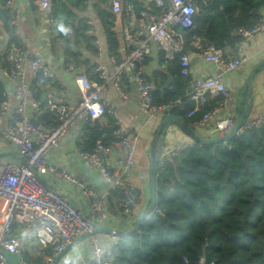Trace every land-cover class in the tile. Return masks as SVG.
<instances>
[{
  "label": "built area",
  "instance_id": "built-area-1",
  "mask_svg": "<svg viewBox=\"0 0 264 264\" xmlns=\"http://www.w3.org/2000/svg\"><path fill=\"white\" fill-rule=\"evenodd\" d=\"M52 0H37L38 10L48 18L47 32L54 33L55 22L51 16ZM159 8V12L141 11L137 14L133 5L123 0H111V11L114 14L124 12L127 24L124 29V42L127 55L121 62L112 59L114 72L108 73L101 64L96 65L95 73L98 81H91L80 74L75 82L80 93V100L72 103L68 90L54 88L51 84L55 74L50 65L41 56L21 41L10 43L3 57L5 58L7 80L14 83L16 106L11 108L5 99L0 102V136L18 148L21 163H7L0 174V264H12L6 253L14 256L26 254L27 248L37 251L39 247L50 249L46 258L47 264H53L56 257L77 238L91 233L89 245L93 250L94 259L89 264H110L112 250L103 249L98 234H92L99 220H106V202L90 188L84 187L83 194L90 198L91 206L88 213L74 207L65 197L49 188L42 180L45 173L57 175L67 182L77 183L66 171L49 164L47 155L58 147L60 141L79 122H100L105 118L117 119V108L101 97L107 84L115 82L121 93L120 79L127 71L138 94L140 111L148 117L173 114L175 111H187V103L193 108L187 113L193 117L201 107L212 98H221L214 110L206 112L197 124L213 121L218 135H229L237 122L229 110L232 92L225 81V75L238 70L248 62L245 48L251 41L264 36V19L253 28L238 30L240 40L223 49L216 48L205 39L197 38L192 43L194 51L184 50L183 33L176 30L182 27L184 32L195 27L194 16L199 12V4L204 0H150ZM9 0L6 4L10 10V28L15 37L21 34V9ZM135 23L138 27L134 30ZM93 32L92 27L88 33ZM151 43L164 53L165 64L176 57L180 60V73L190 78V89L184 99L180 98L163 104L155 103L154 82L148 77L144 68L147 57L151 53ZM99 55L103 54L100 41H96ZM191 54L202 57L205 61L219 66L222 74L212 77L191 78ZM74 70L72 64L65 72ZM29 79L36 81L38 86L47 89L45 100L41 102L36 92L30 88ZM123 95V93H122ZM39 117L45 112L53 114L57 125L35 127L28 112ZM112 132L113 142L119 145L124 159L116 160L113 169L111 163V145L105 144L107 134H103L92 151L78 149V154L85 165L99 170L107 182L110 194L118 198L120 211L133 218L140 204V195L131 180V170L135 165L134 150L139 141L138 133L115 124ZM264 126V116L255 120H247L239 128L236 137L246 135L253 129ZM193 146L192 143L176 148L162 149L158 158V168L163 170L167 159L179 156ZM114 170V171H113ZM5 202V203H4ZM162 215L159 210L151 214ZM114 245L122 239L110 236ZM23 264H27L24 263ZM200 264H206L201 259Z\"/></svg>",
  "mask_w": 264,
  "mask_h": 264
},
{
  "label": "trees",
  "instance_id": "trees-1",
  "mask_svg": "<svg viewBox=\"0 0 264 264\" xmlns=\"http://www.w3.org/2000/svg\"><path fill=\"white\" fill-rule=\"evenodd\" d=\"M8 1L0 0V17L5 20L10 44L17 38L10 28ZM36 1L30 0L32 6ZM89 1H51V16L59 33L56 40H63L66 47V65L78 62L81 54L72 51L80 43L89 45L90 52L96 54L93 37L87 36L88 27L84 20H79V14L88 9ZM110 1L98 0L97 8L109 51L118 55L120 35L113 31L116 15L109 7ZM128 2L133 3L136 13L142 11L140 0ZM263 5L264 0H204L200 3L195 27L186 31L187 41L201 38L218 49L231 46L241 39L239 29L253 28L259 23ZM158 12L155 9L154 13ZM174 61V87L164 89L167 74L159 72L160 80L154 85L156 104L184 99L189 89L190 78L180 73L179 57ZM2 64L7 66L4 57ZM82 64L87 67L86 62ZM87 68V73L92 71ZM90 80L98 81L95 76ZM37 87L34 81L32 89L35 91ZM3 89L0 83V102L5 100ZM220 100L216 98L213 104L207 103L186 124L191 126L200 121ZM186 105L187 111L182 114L175 111L174 115H187L193 103ZM243 113L244 107L239 115ZM108 119L107 127L99 122L84 124L82 142L78 144L81 150L92 151L104 133L107 134L105 144L113 142L115 119ZM56 120L53 114L45 112L39 122L55 126ZM156 181V210L162 215L150 216L137 232L114 245L110 264H200L201 259L206 264H264V126L228 142L203 145L194 141L191 148L167 159L163 170L158 168ZM50 254V249L26 254L24 261L47 264Z\"/></svg>",
  "mask_w": 264,
  "mask_h": 264
},
{
  "label": "crops",
  "instance_id": "crops-1",
  "mask_svg": "<svg viewBox=\"0 0 264 264\" xmlns=\"http://www.w3.org/2000/svg\"><path fill=\"white\" fill-rule=\"evenodd\" d=\"M128 1L129 0H123V7L126 3L133 5V3ZM14 2L16 6L20 7L22 13L21 34L19 37H16L17 40L24 43L38 56H41L45 59L55 74V80L51 85L57 89L65 88L68 90V94L72 99V103L79 101L81 98L75 82V77L77 75L83 74L89 79L95 76L98 79V75L95 73L96 65L101 64L106 68L108 73H113L115 67L112 59L121 62L127 55L123 34L128 19L124 12L122 13L123 15L121 14L123 18V31L121 34H118L120 35L119 54H111L101 18L99 17L98 13V0H90L88 9L85 12L79 14V20H84L88 30L92 27L93 32L89 34L87 30L86 34L87 36L93 37V48H95L96 54L93 55L90 52L89 45L86 43H80L78 48L74 49L72 52L79 51L81 56H79L78 62L72 61V66H74L72 74L66 73L65 70L69 64L66 65L65 62V43L63 40H56V37H58L59 33L55 26L53 34H49L47 32L48 18L42 16L38 10V2L36 1L33 6L30 3V0H14ZM140 2L143 7L142 11L150 10L151 12H155V9L159 10V8L155 6V3L150 0H140ZM109 7H111L110 2ZM259 13L261 18L264 19V5L260 8ZM114 15L117 16V14ZM4 23L5 20L0 17V83L4 88L3 97L9 102L11 108H14L16 106V101L14 98V83L7 80L5 71L6 66L3 67L2 64L3 54L11 39ZM137 27L138 23L136 27H133V29L135 30ZM176 30L179 31V28L176 27ZM181 33H183L185 39L184 50L187 53H192L194 51L192 43H195L196 39L188 42L186 38V31ZM98 40L100 41L103 49L102 55H99L96 46V41ZM150 46L151 53L147 57V60L144 64V68L148 77L154 82L155 85V82H159L160 80V76H158L159 72H164L167 74V79L163 88L172 89L174 87L172 68L175 65V59H172L167 64H165L164 60L162 61V56L164 57V53L157 47V45L151 43ZM245 55L248 57V62L241 66L238 70L226 74L225 81L232 92V102L229 106L231 114L238 118L241 116L239 115V110H242V107H244L243 115L248 109V120L251 121L264 116V67H262L256 73L252 84H248L255 68L262 60H264V36L251 41L250 44L245 48ZM191 56V78L204 79L222 74V69L219 66L205 61L202 57H195L192 54ZM83 62H86L87 67L92 69L91 72L87 73L88 68L84 67L82 64ZM77 63L81 64L78 65ZM169 81H171L170 84H168ZM32 83L33 80L29 79V85L31 89ZM119 85L121 88V93L115 86L114 81L109 82L105 90L102 91L101 97L104 100L111 102L117 108V119L115 120V123H113V126L118 123L123 128L131 129L139 135V141L136 144L134 150L135 165L131 170V180L138 189V193L141 198L136 215L133 218L126 217L119 209L117 197L109 193V185L103 179L99 170L85 165L81 160L78 154V149H80L78 144L82 142V129L85 124L84 122H79L69 132V134L60 141L58 147L47 155V160L50 165L58 168L59 170L66 171L73 179L77 180L78 184L67 182L63 178L49 173L41 175V180L53 191L65 197L74 207L82 210L85 213L89 212L91 200L83 194V189L84 187L90 188L106 202L105 209L108 218L106 220H99L96 224L99 227H110L117 231L129 232L136 227L137 223L151 204V151L154 142L156 141L158 132L165 120V117L168 114L148 117L140 111L138 106V94L132 79V73L130 71H127L126 74L121 77ZM46 91L47 89L41 86H38L37 89H35L39 99L41 95V102H44L45 100ZM215 99L216 98L210 99L208 101V105L213 104ZM204 106L201 107L200 111L197 113L202 112ZM180 113L182 114L183 112ZM28 116L30 117L31 121L36 120L41 126V123L39 122L41 116L36 117L32 115L30 111L28 112ZM174 116H176V118L180 120L187 128L205 140H212L220 137L213 121H208L204 124L195 123L191 126H188L185 121L191 119L192 117H188L185 114L182 116ZM109 122L110 120L105 118L99 123H101L104 127H107L110 125ZM160 142L162 149L176 148L187 143L194 144V140L174 121H169L165 126ZM110 145L111 163L113 165V169L115 170L117 168L114 165L115 161L124 159V155L116 142H112ZM10 162L21 163L22 158L18 153V148L0 136V174L3 167ZM98 235L103 249L110 251L114 246L112 238L104 233H99ZM41 251H44V249L41 247H39L37 251L27 248L26 254H38ZM25 255L22 257L13 256L11 258V263H26L24 261ZM93 259V250L89 245V239H86L69 251L62 258L59 264H89L93 261Z\"/></svg>",
  "mask_w": 264,
  "mask_h": 264
},
{
  "label": "water",
  "instance_id": "water-1",
  "mask_svg": "<svg viewBox=\"0 0 264 264\" xmlns=\"http://www.w3.org/2000/svg\"><path fill=\"white\" fill-rule=\"evenodd\" d=\"M198 19V13L194 16V20L195 22ZM137 26V23H135V26ZM114 31L117 34H121L123 31V18L121 16V14H117L116 16V23H115V28ZM180 32H184L183 28L180 27L179 28ZM192 57V56H191ZM264 67V60H262L260 62V64L255 68L253 74L251 75L248 84L251 85L252 81L256 75V73L262 68ZM171 81L168 82V84H170ZM167 84V85H168ZM248 120V109L246 110V113L244 115H241L238 117L236 125L234 126L232 132L224 137H217L215 139L212 140H205L202 137H200L199 135H197L196 133H194L192 130H190L189 128H187L180 120H178L176 118V116H174L173 114H168L165 117V120L158 132L156 141L154 142V145L152 147V151H151V160H152V164H151V204L148 208V210L145 212V214L141 217V219L139 220V222L137 223L136 227L129 232H121V231H117L114 228H110V227H99L97 224H95V229L92 231V234H99V233H104L110 236H115L117 238L120 239H124L127 236L131 235L132 233H135L139 230L142 222L146 219H148L152 212L156 209L157 207V195H156V191H157V170H158V158L160 155V148H161V137L163 134V131L165 129V126L168 124L169 121H174L176 122L183 130L184 132H186L195 142L203 144V145H212V144H218V143H223V142H228L232 139H234L236 137V133L239 130V128L243 125V123L245 121ZM32 123L34 124L35 127L39 126V123L36 120H32ZM91 233H86L84 235H82L81 237L77 238L72 244H70L63 252H61L55 259L53 264H59L60 261L62 260V258L69 252L71 251L75 246H77L79 243H81L82 241L88 239L90 237ZM8 260L10 262H12L11 258L14 255H10L8 253H6Z\"/></svg>",
  "mask_w": 264,
  "mask_h": 264
}]
</instances>
